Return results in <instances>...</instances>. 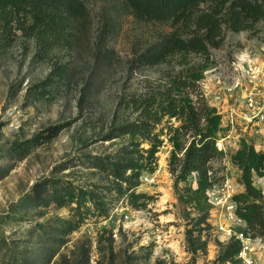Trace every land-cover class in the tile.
<instances>
[{
	"label": "rangeland",
	"instance_id": "obj_1",
	"mask_svg": "<svg viewBox=\"0 0 264 264\" xmlns=\"http://www.w3.org/2000/svg\"><path fill=\"white\" fill-rule=\"evenodd\" d=\"M86 3L89 30L84 37L77 35L69 49L43 54L21 31L10 42L0 39V264H188L187 232L197 235V215L181 199L187 186H197V173L188 184L176 183L167 137L156 155V172L138 179L135 191L144 197L136 206L127 186L120 190L98 162L127 144L114 132L136 118L128 105L134 94L149 81L203 59L176 55L161 66L138 70L136 57L174 32L173 26L138 21L124 0ZM256 30L227 32L223 45L212 50L210 66L198 82L208 107L220 106L223 112L236 96L254 88L264 91L233 65L236 57L250 56L264 66V24ZM48 79L52 85L44 88ZM236 84L230 100L226 88ZM44 89L48 94L41 96ZM221 129L218 141L225 155L211 163L215 178L207 192L208 253L198 254L197 264H214L223 247L237 239L235 231L246 229L225 207L229 195L244 191L242 173L232 161L241 141L264 151V125L258 133L251 128L244 132L237 126L229 129L224 118ZM254 184L264 194V178L255 176ZM252 239L249 256L264 264V242Z\"/></svg>",
	"mask_w": 264,
	"mask_h": 264
},
{
	"label": "trees",
	"instance_id": "obj_2",
	"mask_svg": "<svg viewBox=\"0 0 264 264\" xmlns=\"http://www.w3.org/2000/svg\"><path fill=\"white\" fill-rule=\"evenodd\" d=\"M124 2L125 8L138 21L170 24L174 28V32L163 35L136 57V69L161 66L176 55L194 54L203 61L192 66L184 64L175 75L149 81L144 91L134 94L128 105L136 118L114 132L115 138H127V144L116 154L99 160L98 166L109 170L120 190L127 186L132 205L136 206L135 202L144 197L135 191L138 179L145 172H156V155L165 143L162 137H167L173 146L169 167L176 183L188 184L189 178L197 173V186H187L181 199L197 215V235L194 230L187 232V249L191 254L188 264H197V255L208 253L209 241L204 238V232L210 227L211 204L207 192L213 187L215 178L210 174L211 163L225 155L217 147L222 130L221 116L205 103L198 82L210 66L212 50L223 45L227 32H258L256 26L264 24V0ZM90 18L86 0H0V39L10 42L21 31L36 41L43 54H48L58 48H71L77 35L86 36ZM51 85L50 79L42 83L44 88ZM39 93L45 96L48 91L44 89ZM173 121L178 126L172 124ZM145 143L149 148H142ZM232 161L241 171L244 184V191L233 196L236 216L246 224V229L240 232L264 242V194L254 184L255 176L264 178V151H256L242 140ZM68 198L75 197L69 195ZM241 251L242 242L233 239L223 247L214 264H242Z\"/></svg>",
	"mask_w": 264,
	"mask_h": 264
},
{
	"label": "built area",
	"instance_id": "obj_3",
	"mask_svg": "<svg viewBox=\"0 0 264 264\" xmlns=\"http://www.w3.org/2000/svg\"><path fill=\"white\" fill-rule=\"evenodd\" d=\"M234 70L238 74H244L249 83L254 86L263 85L264 88V66H260L256 59L250 56L236 57L233 62ZM239 84L228 86L225 91L229 93L230 100L233 99L232 93L236 90ZM221 99V98H220ZM217 114L221 116V121L224 118H228V127L230 129L239 127L242 131L246 132L248 129H252L253 132H259L260 126L264 125V91L254 88L252 91L247 92L245 95L235 97V101L231 106H227L225 111L221 112L220 106L216 107ZM225 108V105L224 107ZM228 114V116H227ZM217 147L220 151H224L225 147L221 141H217ZM147 179V178H146ZM148 180V179H147ZM225 207L227 208L229 217L235 219L246 228L245 222L236 216L237 205L233 202L232 195H229L225 201ZM235 236L242 242V251L239 258L243 261L242 264H255L254 260L249 256L253 249L251 246L252 238L248 235L245 236L243 232H236Z\"/></svg>",
	"mask_w": 264,
	"mask_h": 264
}]
</instances>
